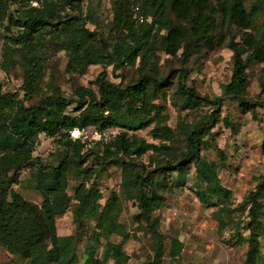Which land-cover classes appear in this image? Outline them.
<instances>
[{
  "label": "trees",
  "instance_id": "1",
  "mask_svg": "<svg viewBox=\"0 0 264 264\" xmlns=\"http://www.w3.org/2000/svg\"><path fill=\"white\" fill-rule=\"evenodd\" d=\"M31 1L0 0V22L9 15V24L18 28L16 37L10 38L4 58L7 62H15L13 56L19 57L24 68L22 87L27 97L41 90L39 81L46 59L43 31L48 28L63 36L72 55V70L77 69L75 64H80L82 72L93 64L107 63L118 68L124 64L135 65L138 58L148 61L154 51L153 38L162 31L166 34L160 40V47L168 55H176L180 50L187 55L192 41L203 43L209 49L226 45L233 52L230 81L221 85L223 96H201L195 88L181 80L178 82L176 94L185 108H195L201 103L211 105L206 116L196 122L179 123L178 131L183 138L176 137L174 129L165 124L164 108L153 103L158 93L168 85L166 77L143 74L137 82L124 86L111 81L108 73L102 71L95 80L98 92L80 86L75 91L76 98L69 99L56 92L30 105H25L14 92L3 91L0 83V246L30 260L32 264H78L76 250L80 236L78 233L59 235L56 227V216L66 212L72 199L66 192L70 166L66 158L68 155L49 170L32 155L38 132L46 131L52 136L60 135L59 140L74 150L75 166L83 176L96 174L99 167L104 168L107 164L122 167V194L137 200L139 212L135 219L146 223L153 241L154 254L143 264H162L166 253L164 235L159 218L153 212L164 197L155 175L181 173L194 163L197 173L195 184H206V189L199 193L200 198L207 202L213 196L217 197L222 203L217 211L222 218L231 212L227 204L231 190L225 188L218 178L219 164L205 160L201 150L203 147L216 148L222 159H226L215 140L209 142L204 139L212 134V128L220 119L225 96L239 100L242 108H249V99L245 96L248 69L254 63L264 62V27L257 32L252 30L258 7L248 10L244 0H114L111 34L115 44L110 49L109 40L90 31L81 21L64 16L63 9L68 5L78 7V0H38L40 6H32ZM12 5H18L16 12L11 10ZM136 5L146 18L143 24H136L132 18ZM170 11L177 20L171 18ZM219 27L224 33H218ZM260 86V104L264 106V78ZM70 105L80 111L73 120H67L62 115ZM153 123L151 132L154 139L160 140L159 143L130 134ZM227 123L232 126L229 121ZM74 126L118 128L120 133L109 145L84 150L80 140L69 136L68 130ZM180 139H185L187 149L177 155L173 150ZM149 151L167 156L165 162H158L150 169L144 163L139 164L137 159ZM175 154L177 156L173 157ZM91 157L99 166L87 164L82 167ZM37 164L41 166L37 168ZM24 166L32 169L34 188L44 196L41 207L29 202L11 186L19 181V171ZM93 183L90 187L81 183L74 196L78 201L74 209L76 220L80 223L83 217H87L95 222L85 247L86 264H109L110 257L114 259V264H130L129 256L110 242L105 246V258L97 256L96 244L100 236L127 234L118 223L117 194L111 195L102 205L99 202L102 194ZM263 198L264 175L240 206L243 211L248 210V237L239 231L240 218H233L238 230L236 242H249L244 264H259L260 243L256 230L261 226ZM181 247L182 242L173 239L170 255L176 257Z\"/></svg>",
  "mask_w": 264,
  "mask_h": 264
},
{
  "label": "rangeland",
  "instance_id": "2",
  "mask_svg": "<svg viewBox=\"0 0 264 264\" xmlns=\"http://www.w3.org/2000/svg\"><path fill=\"white\" fill-rule=\"evenodd\" d=\"M56 2V0H53ZM76 6H66L63 9L65 17L69 20L77 19L85 24L90 31L109 40L110 49L115 41L112 39L111 24L113 19L114 0H78ZM140 3V1H139ZM248 10L258 7L253 28L257 32L264 27V0H244ZM18 5H12L11 10L16 12ZM22 10V9H21ZM142 13V12H141ZM171 18L177 20L176 15L170 11ZM9 15L0 22V83L5 92H14L16 97L25 105L35 104L48 95L60 92L69 99L76 98V89L80 86L91 88L98 92L95 83L102 71L108 73V78L121 85L137 82L143 74L157 78H165L168 85L158 93L154 104L163 107L165 124L174 129L176 137L183 138L178 131L180 122H196L211 109V105L201 103L195 108H185L178 98L176 90L181 80L187 86L195 88L201 96H223L221 85L230 81L232 75L233 52L226 45L209 49L203 43L192 41L191 49L187 55L180 50L176 55L166 54L160 47V40L166 31L157 34L154 39V51L148 61L138 58L135 65L124 64L114 68L112 64H93L85 72L81 71L80 64H75L72 70L70 50L65 45L63 36L53 33L49 28L44 29V56L45 70L40 77L39 92L29 97L23 90L24 68L19 57L14 55L15 62L5 61L4 54L10 45V38H15L18 28L9 24ZM8 25V27H5ZM145 26V25H143ZM9 28V29H8ZM224 33L219 27L218 33ZM239 40V38H238ZM249 81L246 97L249 99V108L244 109L239 100L225 96L220 108V119L212 128V134L204 139L215 143L222 149L226 159L218 153L216 148L203 147L201 156L210 162H217L218 178L221 184L231 190L227 202L231 212L222 217L217 212L222 203L213 196L210 201H203L199 193L206 189V184L196 185L197 173L194 163L185 171L157 174L155 180L159 181L162 188L161 195L164 200L156 205L153 215L160 221V230L164 235L165 255L162 264H244L249 242H236V226L233 218L241 220L240 232L247 237L250 234L248 210L241 209L242 202L249 193L257 187L264 175V106H262L261 80L264 78V62L254 63L248 69ZM80 111L70 105L62 112L67 120H73ZM61 115V116H62ZM232 123V126L227 122ZM150 126L131 131V135L142 137L150 142L159 143L154 139ZM120 130V129H119ZM60 135H50L46 131L38 132L32 155L49 170L57 166L59 161L66 157L70 162L67 174L66 192L72 197L70 206L65 213L56 216V227L59 235L67 236L78 233L80 240L77 244L78 264H86L85 247L89 242L95 222L83 217L80 223L76 220L74 212L78 201L75 196L76 188L84 183L90 187L93 183L95 189L100 190L102 198L99 202L103 205L113 194L119 200L118 223L122 225L127 235L112 234L108 237L100 236L96 244V253L101 259L105 258L106 243L110 242L121 248L129 256L130 264H143L153 254V241L150 228L145 222L135 219L139 212L137 200L126 198L122 194V167L119 164H107L93 175H82L75 166L74 150L67 148L60 140ZM85 148V146H84ZM187 149L185 139L177 142L173 152L177 155ZM88 150V149H84ZM174 155L173 157L177 156ZM167 156L156 151H149L137 159L139 164L144 163L147 169L154 168L159 163H164ZM159 162V163H158ZM99 166L91 158L85 165ZM41 166L37 164V168ZM45 170V171H46ZM11 174V173H10ZM34 174L30 167L24 166L19 171V181L14 182L12 188L19 192L29 202L42 206L44 196L41 191L34 188ZM264 203V198L262 199ZM101 209V207H100ZM261 226L256 230L260 243L259 264L264 262V208L261 214ZM182 242L180 253L176 257L170 255L172 240ZM109 264H114L112 257ZM0 264H32L30 260L23 259L6 248L0 246ZM57 264V263H52Z\"/></svg>",
  "mask_w": 264,
  "mask_h": 264
},
{
  "label": "built area",
  "instance_id": "3",
  "mask_svg": "<svg viewBox=\"0 0 264 264\" xmlns=\"http://www.w3.org/2000/svg\"><path fill=\"white\" fill-rule=\"evenodd\" d=\"M32 6H40L38 0L31 1ZM132 18L136 24H143L146 21L138 5L134 6ZM70 138L80 140L86 149L104 147L117 138L120 130L118 128L99 129L95 126H74L68 130Z\"/></svg>",
  "mask_w": 264,
  "mask_h": 264
}]
</instances>
